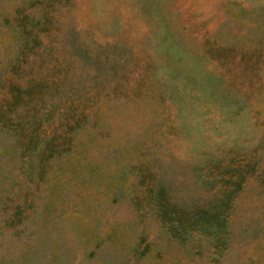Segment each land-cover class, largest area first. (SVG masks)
Segmentation results:
<instances>
[{
	"label": "rangeland",
	"instance_id": "374dc122",
	"mask_svg": "<svg viewBox=\"0 0 264 264\" xmlns=\"http://www.w3.org/2000/svg\"><path fill=\"white\" fill-rule=\"evenodd\" d=\"M38 2L0 0V80L19 51L21 82L63 73L84 88L76 114L64 102L39 126L55 148L28 180L31 206L27 162L18 168L13 138L0 134V262L116 264L99 260L113 256L109 233L117 260L158 237L130 264H216L212 241L195 235L186 251L134 205L155 171L179 206L211 199L219 173L242 177L232 264H264V21L254 16L264 0H71L29 48L16 15L37 19ZM87 55L104 67L88 82Z\"/></svg>",
	"mask_w": 264,
	"mask_h": 264
},
{
	"label": "trees",
	"instance_id": "16d2710c",
	"mask_svg": "<svg viewBox=\"0 0 264 264\" xmlns=\"http://www.w3.org/2000/svg\"><path fill=\"white\" fill-rule=\"evenodd\" d=\"M38 1L40 10L37 19H34V15L29 16L23 12L21 14V10H18L16 15L20 37L24 39V45L29 48L34 47L35 43L39 41L35 28L43 27L46 29L51 21L52 11L61 3H69L71 0ZM254 16L256 18L261 17L264 21V4ZM76 40L72 35L66 44L69 45L70 43L69 46H72L74 51L81 53L82 49L78 43H75ZM21 55L18 51L15 57L9 61L7 67L9 66L11 75L0 80V134L11 135L13 138L12 153L13 156L15 153L18 168L24 166L25 161L27 162L25 165L29 170L24 177L26 185L23 189L25 195L23 199L25 198L24 202L27 206H31L34 197L33 194L28 195L30 190L28 180H30L33 171L35 173V169L37 170L44 164L42 163L44 161V149L51 151L55 148L52 139L47 138L39 126L42 124V120L46 119L53 110V106H60L64 102H68V106H72L74 109L72 112L76 114V106L81 100L80 93H82L79 90L83 89L84 85L66 81V75L63 73L56 78V84L48 81H35L32 77H28L23 83L20 80L18 65V58ZM85 62L83 67L87 82L97 78L104 69L102 64L97 63L96 59H91L88 55ZM64 73L67 72L64 71ZM64 89L66 90L64 93L59 92ZM68 111L67 108L62 109V112L65 113ZM218 176L221 183L216 187L214 196L204 203H198L197 206H189V204L184 203L179 206L177 202L170 201L166 188L155 171L152 174H147L146 182L143 181L145 177L142 179V176L140 177V183L144 187L143 195L142 197L136 195L132 200L137 207L142 206V212L145 215L148 214L153 224L156 223V227L162 234V237L159 238L164 239L166 237V241L174 238L179 246L187 251V242L190 238L195 235L204 236L212 241V246L216 250V264H232L237 261L238 253L233 242L238 236V232L236 225L231 220L232 210L230 211V208L233 205L234 189L240 186L242 177L233 179L229 173H219ZM232 185L234 187L231 189ZM142 201L143 204L140 205L139 202ZM16 207L18 206L16 205ZM244 232L245 229L239 225V234H244ZM156 238L158 237L154 235L153 239H147L142 245L138 241L132 248L131 261L129 257L117 260L118 249L110 245L115 241H113V234L110 236L108 233V236L105 235L102 239L110 244H104L103 248H110L113 251V256L107 255L100 257L99 260L103 262L110 260L109 262L116 264H130L134 260L138 261L150 251ZM94 255L95 250L91 249L89 256ZM129 261L130 263H128ZM0 264L3 263L0 262Z\"/></svg>",
	"mask_w": 264,
	"mask_h": 264
}]
</instances>
